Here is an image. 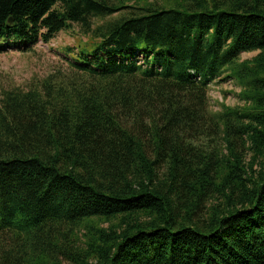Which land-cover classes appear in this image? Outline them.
Returning a JSON list of instances; mask_svg holds the SVG:
<instances>
[{
	"label": "trees",
	"instance_id": "obj_1",
	"mask_svg": "<svg viewBox=\"0 0 264 264\" xmlns=\"http://www.w3.org/2000/svg\"><path fill=\"white\" fill-rule=\"evenodd\" d=\"M61 32L0 98V264H264V0H0V53Z\"/></svg>",
	"mask_w": 264,
	"mask_h": 264
},
{
	"label": "rangeland",
	"instance_id": "obj_2",
	"mask_svg": "<svg viewBox=\"0 0 264 264\" xmlns=\"http://www.w3.org/2000/svg\"><path fill=\"white\" fill-rule=\"evenodd\" d=\"M73 31L78 27L73 25ZM70 33L61 32L49 44H37L29 53L8 51L0 53V98L4 91L27 90L48 77H60L70 70L69 61L58 50L73 44ZM255 53L242 54L241 59H250ZM239 89L232 82H213L209 87L210 108L218 110V104H238Z\"/></svg>",
	"mask_w": 264,
	"mask_h": 264
}]
</instances>
